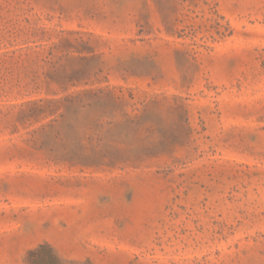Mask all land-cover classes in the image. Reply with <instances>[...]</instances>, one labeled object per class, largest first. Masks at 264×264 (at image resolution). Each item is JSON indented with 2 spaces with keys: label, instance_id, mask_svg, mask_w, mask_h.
I'll list each match as a JSON object with an SVG mask.
<instances>
[{
  "label": "rangeland",
  "instance_id": "374dc122",
  "mask_svg": "<svg viewBox=\"0 0 264 264\" xmlns=\"http://www.w3.org/2000/svg\"><path fill=\"white\" fill-rule=\"evenodd\" d=\"M41 244L264 264V0H0V264Z\"/></svg>",
  "mask_w": 264,
  "mask_h": 264
},
{
  "label": "trees",
  "instance_id": "16d2710c",
  "mask_svg": "<svg viewBox=\"0 0 264 264\" xmlns=\"http://www.w3.org/2000/svg\"><path fill=\"white\" fill-rule=\"evenodd\" d=\"M43 249H47V252L44 253ZM37 252L43 253V255L39 257V259H42L41 264H57L60 262V258L49 244H41L36 250L33 251V253Z\"/></svg>",
  "mask_w": 264,
  "mask_h": 264
}]
</instances>
